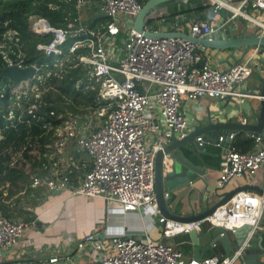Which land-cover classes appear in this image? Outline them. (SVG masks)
Returning a JSON list of instances; mask_svg holds the SVG:
<instances>
[{
    "label": "built area",
    "instance_id": "obj_1",
    "mask_svg": "<svg viewBox=\"0 0 264 264\" xmlns=\"http://www.w3.org/2000/svg\"><path fill=\"white\" fill-rule=\"evenodd\" d=\"M185 3L188 0H184ZM74 9H65L63 25H53L48 18L31 14L29 27L38 35L50 34L47 42H39L36 49L43 60L27 62L26 41L20 31L6 27L0 35V68L18 65L33 66V77L18 84L0 87V140L9 127L39 125L53 130V141L36 149L29 137L18 151L21 163L12 155L10 164L31 173V186H45L50 191L69 190L89 197H101L115 203L124 212L145 209L158 215L165 236L188 233L200 228L205 220L223 227L248 223L252 231L259 226L264 213V194L239 191L229 201L219 206L207 218L183 223L166 218L160 213L155 194V145L147 146L145 135L154 131L164 139L188 133L189 120L181 109L182 101L207 95L225 98L240 94L238 83L252 74L254 62L240 61L229 69H220L204 57L205 45L187 38L156 37L147 31L130 27L142 7L138 0H73ZM218 12L223 8L232 11V17L241 16L257 25L264 35V5L262 0H205ZM99 5L107 17L101 26H92L83 19V8ZM59 8L57 3H50ZM219 25L206 19H197L190 25L193 36L212 39ZM123 34L120 45L119 36ZM80 68L82 76L76 87L85 93L97 90L102 105L82 111L69 110L67 118L55 125L42 120L41 106L44 94L54 88L52 77H62L70 69ZM156 88V91L152 89ZM259 96V95H258ZM55 112H51L54 114ZM156 115V118H155ZM64 115H59L62 118ZM99 122V123H98ZM230 143L220 164L218 186H225L233 178L255 174L264 164V137L257 136L255 149L241 151L229 135ZM200 139V138H199ZM225 137L220 136L219 141ZM75 142L80 150L87 151L92 164L66 163L62 154L68 144ZM28 149V156L24 150ZM47 158V160H43ZM31 161L39 163L41 174L32 171ZM34 168V167H33ZM78 173L74 176V172ZM77 180V183L75 182ZM168 196V193H166ZM27 223L0 214V250L12 249L18 243ZM106 237L89 233L78 241V247L91 245L99 252V264H234L239 251L204 258L188 257L175 245L155 240L150 235L144 239L113 232ZM52 255L51 264L58 260ZM0 264H8L0 259ZM17 264V263H16ZM34 264V263H27Z\"/></svg>",
    "mask_w": 264,
    "mask_h": 264
},
{
    "label": "crops",
    "instance_id": "obj_2",
    "mask_svg": "<svg viewBox=\"0 0 264 264\" xmlns=\"http://www.w3.org/2000/svg\"><path fill=\"white\" fill-rule=\"evenodd\" d=\"M232 2L237 5L239 0H232ZM262 3L264 5V0H262ZM93 8L96 9L95 13H90L86 10L90 9L89 7L83 8V19L90 25L95 24L92 26L100 27L102 25L101 22L106 20L107 17L101 11L98 4L93 6ZM228 11L230 14L226 16L217 15L215 20L212 21L220 26L215 35L216 38H222L224 32L229 35L231 27L234 28L235 35H241L244 21L248 22L250 31H258L259 33L256 24L241 16L232 17V11ZM198 14L202 15V19L208 20L207 17H210L208 10L199 13L183 12L172 15L170 9L166 6L152 11L148 25L156 30L178 29L189 32L190 25L193 21L197 20ZM186 15H190L189 18H186ZM238 17L240 18L238 19ZM184 21H187V23ZM262 49V46H256L249 55L245 56L244 48L215 49L205 47L202 53L212 65L224 70L229 69L239 60H252L255 63L252 71L261 70L262 74H264V64H262L264 63V52H262ZM243 56L244 59L241 60ZM252 78L253 76L249 75L238 83L236 88L240 91V94L237 95L225 98H215L207 95L197 99L184 98L181 109L186 113L189 120L188 133L200 125H207L209 122H227L229 120L243 122L246 119L244 112H251L252 107L257 112L260 111V96L257 95L259 92L254 90V86L251 85ZM156 88L154 87L152 90L156 91ZM63 115L66 116L67 114L63 113ZM252 120L256 122L255 118ZM233 133L235 134L234 142L237 145L241 144L242 146V144L247 145L250 143L248 150L256 148V138L246 131ZM221 135L226 136L223 133ZM201 137H203L202 134L199 138ZM226 138L228 137L226 136L225 140L221 142L217 138V143L211 142L206 147L207 151L214 153L213 156L207 157L208 162L214 166V168L208 169L209 178L207 182L211 191L218 187L220 164L224 159L230 141L229 138L227 140ZM156 139L157 133L149 131L145 135L144 140L147 146H151L155 144L153 142ZM77 146L75 142L68 144L62 154L63 160L66 163H70V158L72 157V162L79 164L87 162V165L90 167L92 158L87 155V151L85 150H80L76 155ZM81 160L84 161L80 163ZM169 160L172 161L170 158ZM238 185L245 187L240 191L259 193V189L261 187L264 188V164L255 174L231 179L219 192L228 191ZM41 187L43 188L39 190V201L36 206H29L24 201L19 203L20 207L23 206L24 209L31 210L34 215L31 214L32 219L30 221H25L27 226L16 246L12 249L0 250L1 261L8 263L23 261L25 263L39 264L47 261L52 255H57L59 259L51 264H99V252L91 245L79 248L78 241L92 232H96L101 237H106L105 232L108 228L115 233L123 232L127 236L138 239H144L146 235H150L155 240H162L178 246L188 257L203 258L223 254L217 245L215 247L198 248L196 251L189 233L180 232L172 236H165L163 223H157L156 221L158 215L151 214L148 209L124 212L119 209L117 204L108 203L101 197H89L84 194L72 193L66 189L50 191L45 186ZM210 192H208L205 186H201L198 190L193 189L190 192L186 188H180L174 192H170L167 199L173 212L188 214L191 213L193 204L198 203L201 195L206 197ZM18 195H22L23 200L26 197V194L17 193L13 199L15 200V197ZM198 208L200 209V207ZM205 221L203 222L207 223V226L215 225L212 221ZM255 233L260 235L264 242V213L260 219L259 226L255 229ZM234 264H240L239 260Z\"/></svg>",
    "mask_w": 264,
    "mask_h": 264
},
{
    "label": "water",
    "instance_id": "obj_3",
    "mask_svg": "<svg viewBox=\"0 0 264 264\" xmlns=\"http://www.w3.org/2000/svg\"><path fill=\"white\" fill-rule=\"evenodd\" d=\"M202 1L203 5H208L205 0ZM182 2L185 3L184 0H148L142 5L133 23L129 25L139 31H143L150 20L153 10L161 9L168 6V4ZM213 12L219 13L215 9H213ZM197 19H202V15L198 14ZM184 22L187 23V21ZM147 33L156 37L187 38L215 49L244 48V56L249 55L256 46H262V52H264V35L258 34L257 31H250L246 21L243 22L241 35H235L234 28L231 27L229 35L224 32L222 38L214 36L210 39L208 37L193 36L188 31L178 29L147 31ZM244 56L241 60L244 59ZM237 62H240V60ZM34 72L35 68L33 66L7 65L0 68V79L7 78L13 85H16L22 79L33 77ZM251 75L253 76L251 85L254 86V90L259 92L257 95L260 96L261 109L257 112L252 107L251 112H244L245 121L209 122L207 125H200L194 128L182 138L174 135L172 138L164 139L159 134L157 135L156 141H159V146L155 149L154 157L155 194L160 213L166 218L179 220V222L183 223L203 220L245 188L242 185H238L223 192L219 191L224 186H218L213 191L209 189L207 182L209 178L208 169L214 168V166L208 162L207 157L213 156L214 153L207 151L206 147L211 142L217 143V138L219 139L222 133L229 137L233 132L246 131L253 137H264V74H262L261 70H255ZM251 118H255L256 122ZM201 134L203 137L198 139ZM201 186H205L208 192H211L206 197L201 195L198 203L193 204L191 213L178 214L171 210L167 199L170 192L180 188H186L190 192L193 189H200ZM166 193H168V196ZM259 193L264 194V188L261 187ZM205 222H202L199 229L195 227L188 232L196 251L198 248L215 247L217 245L223 253L222 255L239 251L238 260L240 264H264V242L262 237L255 233L257 227L252 231V225L245 223L235 226L234 229H229L218 224L207 226L208 224ZM204 227L206 228L204 229ZM176 247L184 252L178 246Z\"/></svg>",
    "mask_w": 264,
    "mask_h": 264
},
{
    "label": "trees",
    "instance_id": "obj_4",
    "mask_svg": "<svg viewBox=\"0 0 264 264\" xmlns=\"http://www.w3.org/2000/svg\"><path fill=\"white\" fill-rule=\"evenodd\" d=\"M138 1L144 4L148 0ZM52 2L59 4L60 7L52 8L50 6ZM73 3V0H0V35L6 27L17 28L26 41L27 62L36 61L38 59L41 61L44 57L36 49V44L49 41L51 35H38L33 33L29 27V16L31 14H39L48 18L53 25H63L65 21L64 10L68 8L73 10ZM177 4H181V6H177ZM173 6H175L173 8V15L183 12L199 13L208 10V7H210L209 4L203 5L202 0H188L187 3H176L173 4ZM81 76V69L73 68L70 69L69 72H65L60 78L52 77L51 83L54 88L44 94L43 98L45 102L42 103V108L40 110L42 113L41 121L44 120L46 123L51 121L53 124L58 125L67 118V115H64L62 118L58 116L63 113L66 114L69 110L75 113L79 110L82 111L83 107L89 105L93 109L102 105V102L97 98V90H90V93H85L83 90L76 87V83ZM7 83H10L7 79H0V87L3 85L5 86ZM3 101L8 102L7 98H2L0 99V104ZM52 111L55 113L51 114ZM0 124L3 125V120L1 118ZM45 132L46 129L43 128V126L32 125L30 127L23 124L16 127H9L3 132V138L0 140V214L3 216L13 220L22 218L24 222L32 219V215H34L32 211L24 209L23 206L20 207L19 203L24 201L29 206H36L39 201V190L43 187H32V179L29 175L17 167V164H15L16 166L10 164L13 154L10 152L9 148L17 152L22 150L28 137H31L32 141H35V138L38 137V140L42 144L45 142H52L54 131L51 130L49 133ZM238 147L241 151H247L250 147V143L247 145L242 144V146L240 144ZM79 151L80 149L77 146L75 154L77 155ZM27 153L28 149L24 150L25 156H28ZM43 160H47V158ZM83 161L84 160H81L80 163ZM30 162L34 168L39 166L37 161L30 160ZM86 168L89 169V166ZM39 173L44 174L45 172L41 170ZM77 173L78 171L76 170L73 175L75 176ZM75 182L77 183V180H75ZM5 188L7 189V193ZM17 193L26 194L24 200L22 195L16 196L14 200L13 197ZM16 263L27 264L23 261L9 262L8 264Z\"/></svg>",
    "mask_w": 264,
    "mask_h": 264
},
{
    "label": "rangeland",
    "instance_id": "obj_5",
    "mask_svg": "<svg viewBox=\"0 0 264 264\" xmlns=\"http://www.w3.org/2000/svg\"><path fill=\"white\" fill-rule=\"evenodd\" d=\"M193 3V2H192ZM176 6V5H175ZM175 6H173V5H168V8L170 9V13L173 15V8L175 7ZM177 6H181V4H177ZM179 9H181L180 7H178ZM213 7L212 6H210V9H208V15L210 16V17H207V19L208 20H210L211 22L212 21H214L215 20V17L217 16V15H221V16H226L227 14H230L229 13V11L227 10V9H223V10H221V11H219V13L217 14V13H214L213 12ZM86 10H88L90 13H95L96 12V9H94L93 8V6H90V9H86ZM175 10V9H174ZM86 13H87V11H86ZM89 15V14H88ZM90 16V15H89ZM189 16L190 15H186V18H189ZM240 17H238V19H239ZM120 45H122V42H123V34H121L120 35ZM4 79H7V78H4ZM8 80V79H7ZM99 123V122H98ZM29 140H30V142H32L34 145H35V148L37 149H42V143L38 140V137H36L35 138V141H32V138L31 137H29ZM45 143H47V142H45ZM42 144V145H41ZM12 148H9V150H10V152L13 154V155H16L17 154V151H13V150H11ZM20 153L19 154H17V158H18V160L20 161V163H21V159H20ZM17 164V166H20L18 163H16ZM33 169H36V171H41L40 170V168L39 167H36V168H33L32 167V171H33ZM31 173L32 172H30V173H27L28 175H29V177L31 176ZM31 178V177H30ZM18 220H22V218H18ZM156 221H157V223H160L159 222V220L158 219H156Z\"/></svg>",
    "mask_w": 264,
    "mask_h": 264
}]
</instances>
